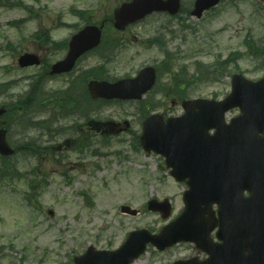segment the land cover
Instances as JSON below:
<instances>
[{"label": "rangeland", "instance_id": "374dc122", "mask_svg": "<svg viewBox=\"0 0 264 264\" xmlns=\"http://www.w3.org/2000/svg\"><path fill=\"white\" fill-rule=\"evenodd\" d=\"M126 1L4 0V6L0 4V84L16 81L0 97V107L12 109L4 120L10 124L9 141L14 147L40 138L41 130L25 128L26 121L39 123L58 116L61 110L53 106V95L64 94L82 70L99 72L108 80L133 77L145 66L161 65L167 52L169 59L158 67L162 74L159 84L146 97L147 104L154 107L151 113L163 115L183 112L181 105L172 104L177 96L192 100L225 98L235 74H243L251 81L264 78V7L256 0H224L197 19L190 14L195 0H184L183 11L176 19L158 14L130 28L124 35L129 37V45L121 52L106 50V58H98L96 52L81 61L73 76L46 77L37 85L44 94L39 101L45 99L40 110L29 109L26 113L18 108L19 100L26 97L35 82L33 77L42 71L33 65L20 68V56L37 54L50 66L67 53L64 48H47L35 40V33L51 32L58 43L68 40L88 19L100 23ZM74 9L92 14L81 20L72 13ZM108 32L111 34L110 29ZM110 41L107 47L112 46ZM231 57L234 60L226 69L216 70L218 61L223 63ZM43 109L49 110L41 114ZM151 113L138 103H106L98 109L81 110V115L77 111L76 115L61 118L49 126L58 133L51 144L62 145L64 150L57 153L61 165L46 163L42 173L37 171L38 177L32 173L38 169L34 158L22 154L11 158L16 171L26 178L0 180V264H74V258L83 255L90 245L99 250H116L130 232L147 229L158 233L177 217L184 207V187L169 178L159 156L147 155L138 145L141 124ZM238 114L235 110L228 118ZM90 121L131 126L129 131L100 135L102 127L97 132L88 126ZM68 140L78 145L75 150L65 146ZM79 149L85 150L80 153ZM31 180L45 181L32 197L28 183ZM166 198L172 200L174 208L169 220L147 210L149 201ZM125 205L136 209L137 215L122 214L120 208ZM195 255L192 246L173 253H160L150 247L135 264H174Z\"/></svg>", "mask_w": 264, "mask_h": 264}, {"label": "water", "instance_id": "95a60500", "mask_svg": "<svg viewBox=\"0 0 264 264\" xmlns=\"http://www.w3.org/2000/svg\"><path fill=\"white\" fill-rule=\"evenodd\" d=\"M220 1L197 0L192 15L201 18L205 11L217 6ZM180 7L181 0H133L115 11V26L124 30L154 12L175 15ZM101 38V28L86 27L73 37L68 56L52 67L51 75L71 72L83 54L100 45ZM19 63L24 68L39 65L40 61L36 55L25 54ZM155 81V70L148 68L134 80L114 84L92 81L89 91L95 100L141 101L153 88ZM236 107L241 108L244 116L227 126L224 115ZM184 108L186 116L170 120L167 125L163 124L159 115L149 118L144 124L141 145L147 153L153 151L165 156L176 179L189 178L185 214L159 236L151 235L148 231L133 232L116 251H97L91 246L85 255L75 259L76 264H131L145 252L149 243L164 250L180 241L196 242L204 236L207 224V234L213 228L198 210L211 195L218 191L235 192L245 187H250L253 192L264 190V137L260 136V133L264 134V79L251 82L242 76H235L232 94L223 102L197 100L185 103ZM4 113L0 109V117ZM199 122H202L201 127L197 125ZM211 128L218 131L215 136L208 138L206 134ZM6 135V130L1 129L0 155L11 156L14 151ZM201 137L203 143H198ZM149 209L161 211L163 217L170 213L167 202L158 204L157 201H151ZM123 210L136 214L128 207ZM247 240L250 248H257L261 238L248 233Z\"/></svg>", "mask_w": 264, "mask_h": 264}, {"label": "trees", "instance_id": "16d2710c", "mask_svg": "<svg viewBox=\"0 0 264 264\" xmlns=\"http://www.w3.org/2000/svg\"><path fill=\"white\" fill-rule=\"evenodd\" d=\"M4 0H0V4H2ZM8 1V0H7ZM2 6H4L2 4ZM79 17H81L82 19H84V14L83 13H79L78 14ZM41 32L39 33H36L34 36H35V39H39V40H42L47 43L48 45V42L44 39V37H48L47 35L45 34H40ZM104 46H106V43H104V45L102 46L101 49H99L98 51V54L99 56L101 57L102 54L104 53L105 49H104ZM61 47V46H60ZM255 55V54H254ZM255 56H258V55H255ZM47 70L48 69H45L44 70V75L47 73ZM90 73V78H95V79H99V75L97 72H89ZM11 85L12 83H8V84H5V85H0V97L4 94H6L8 92V89L11 88ZM33 89L27 93L26 97L24 98H21L18 102V108L21 107L22 110L26 111V113H28L29 109H34V108H38L40 110V106L41 104L45 105V99H42V101H39V93H37V84L35 85V83L33 84ZM43 98H44V95H43ZM63 102H60V104H58L59 108L61 107V104ZM147 103H149L148 101L147 102H144L143 104H140L141 105V108L143 110H146L148 112H150L151 110L154 109L153 105L149 106ZM90 104H93V101L90 100ZM46 107V106H45ZM62 108H65V106H62ZM12 109L9 110V112L11 111ZM28 111V112H27ZM42 111H45V109H43ZM41 111V112H42ZM47 111V110H46ZM28 122L24 127L25 128H32V129H35L36 127V123H33L32 121H26ZM9 128V126H7ZM17 154H24L25 156H29V157H33V158H37L40 154H47V155H50V152L49 151H46L45 149L39 147L35 142H28L26 143L25 145H23L22 147H17L16 148V155ZM1 162H2V166L0 168V180H5V179H9L11 181H14V179H23L24 174H21L20 172L16 171V166L15 164H12V161L10 159H0ZM37 170V169H36ZM33 171V175H37L36 177H38V174L37 172ZM26 178V177H25ZM29 184H30V191L31 194L29 195L30 197H32V194H34L35 196L37 195L38 193V190L41 186V184L43 183H38L36 181H29Z\"/></svg>", "mask_w": 264, "mask_h": 264}, {"label": "flooded vegetation", "instance_id": "af4514ba", "mask_svg": "<svg viewBox=\"0 0 264 264\" xmlns=\"http://www.w3.org/2000/svg\"><path fill=\"white\" fill-rule=\"evenodd\" d=\"M42 62H43V59H41ZM74 86L72 85V88L70 89V96H67L68 98L72 99V100H75L78 104H80L81 102L82 103H85V99H86V96H88V90H84V89H80V88H77V90H75V88H73ZM189 100L188 98L186 97H178V98H175L172 102V104L174 106H180L182 107L183 103L185 101ZM104 103V102H102ZM130 103V102H129ZM132 103V102H131ZM57 115L59 116H53L52 118H50V122H48V124H43V122H40V124H43L42 127L44 125L46 126H54L55 124H57L59 122V120L61 118H67V115L66 113L64 112H61V113H57ZM181 115V114H179ZM179 115H167V117H178ZM86 114L84 112L83 114V117H85ZM89 126V125H88ZM121 128H118V129H115V130H119ZM115 133H118L117 131H115ZM100 135H102L101 133H99ZM55 135H57V133L55 131H53L52 129H50L49 127V131H43L41 130V137L38 139V146H40L41 148L45 149L46 151L47 150H55V151H64L62 150V145H60L59 147H56L55 145H52L51 143L53 142L54 139H52ZM47 139V140H46ZM78 143V142H77ZM65 146L68 148V149H72V150H75L76 147L78 145H76L72 140H68L65 142ZM164 165H165V169H167L166 167V164H165V159H162ZM168 175H169V178L173 180L172 178V175H171V171H167ZM183 183H187V181H184ZM261 253L263 255V260H264V248L261 249Z\"/></svg>", "mask_w": 264, "mask_h": 264}]
</instances>
